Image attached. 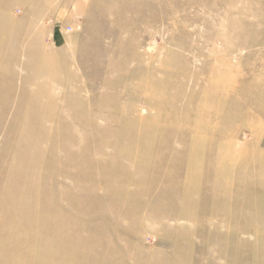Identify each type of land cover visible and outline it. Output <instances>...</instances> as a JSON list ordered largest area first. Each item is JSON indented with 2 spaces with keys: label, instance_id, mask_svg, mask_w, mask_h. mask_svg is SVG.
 Masks as SVG:
<instances>
[{
  "label": "rangeland",
  "instance_id": "rangeland-1",
  "mask_svg": "<svg viewBox=\"0 0 264 264\" xmlns=\"http://www.w3.org/2000/svg\"><path fill=\"white\" fill-rule=\"evenodd\" d=\"M45 85L52 97L37 94ZM55 101L96 113L77 124L78 139L102 151L87 177L63 150L70 137L57 111L45 134L21 128ZM137 119L155 137L123 143L117 130ZM29 139L42 148L26 150ZM220 141L243 175L232 192L208 163ZM21 156L28 165L11 174ZM110 173L134 181L110 193ZM9 188L33 213L16 223L33 248L23 255L8 234L0 264H41L45 222L73 223L46 236L52 264H264V0H0V218Z\"/></svg>",
  "mask_w": 264,
  "mask_h": 264
},
{
  "label": "bare ground",
  "instance_id": "bare-ground-1",
  "mask_svg": "<svg viewBox=\"0 0 264 264\" xmlns=\"http://www.w3.org/2000/svg\"><path fill=\"white\" fill-rule=\"evenodd\" d=\"M181 46H183V45L181 44ZM48 56H50V55H48ZM48 56L44 57V58L47 59V61L52 60ZM56 66L57 65L54 64V62L52 64L41 63V64L37 65V67L35 69H32L33 71L31 73V77H36V75H37L36 72H45V73L54 72V70L56 69ZM247 80H249V79H247ZM37 94L38 95H40V94L41 95H47V96L52 97L55 94V92L53 90H49V85H45V87L40 89V91H38ZM70 94L73 96L74 99H76L77 105H78L79 101L83 102V100H81L79 97V92L74 93L73 91H70ZM52 110L57 111V113L55 112V116L59 115V118H61L62 121H65V122H63L64 123V125H63L64 129L63 130L65 132L69 133L70 138L68 140H66L64 147H63V150L66 153V156L69 157V159L71 160L72 163H73V161H77V163L82 167V173L81 174H83L87 177V169H88V167H86L87 163L91 164L93 162L92 157H94V158L99 157V156H97V152L100 154V152H102V151L99 149H90L88 146H86L85 144L82 143L80 137L78 139L77 135H78L79 129H78L77 124L82 125V123H84L82 121L85 118H86V121H90L91 119H93V117L95 120V116H96L95 114L96 113L93 114V112H94L93 109L89 108L85 112V114H83V116L80 117V116H77L75 114V110L72 108H71V110H68L67 108L66 109H60L59 105L55 101L54 103L50 102L47 107H40L39 111L36 112L35 118L32 119V120H35L34 122H32V121L29 122L27 120L28 119V117H27L25 123L21 125V128L26 131V129L30 126H33V127L37 126V127H39V131L42 132V134H45V132L47 131V126L45 123H43V120L51 119V111ZM89 115H91L92 117L88 119L87 116H89ZM153 116H154V121H153L154 124L159 125L158 120H157V118L159 117V114H154ZM184 119L186 121H188L187 118H184ZM69 121H70V123H69ZM140 121L141 120L137 119V121H136L137 125L134 123V121H132L130 123H126V122L122 123L125 126L122 125L121 126L122 129H120V131L117 130V134L119 136H123L122 137V139L124 138L122 140L123 143L131 142V140L136 138V136L138 138L143 137V135H145L144 136L145 138L146 137L147 138H154L155 137L154 128L152 126H150L148 122H145V126H144V124L141 123L142 121L141 122ZM187 129H189L187 131L188 133H190L194 130L193 127H190ZM121 131H123V133ZM124 132H131V133L130 134H124ZM30 141H31V139H29L27 141L25 140L24 141V142H26L25 145L24 144L22 145L24 148H26V150L27 149L28 150H30V149L31 150H40L42 148V146H40L41 144H39L40 142L36 143L34 140L32 142H30ZM187 146L190 149V154L193 153L195 151V149H197L196 146L192 142L191 143L189 142ZM209 148H210L209 153L211 156L209 157L208 163L212 169L214 168L213 169V171H215L214 180L216 182L221 183V186H220L221 189L223 188L226 192H228V191L232 192V186L234 185L233 182L237 181L238 179L241 180L240 176L242 175L241 171H240V174H238V171L236 170V167H235L236 164L238 163L237 162V159H238L237 156H235V154L233 153L234 151L230 152L231 149H229L230 151H228V148H230L229 144L221 142V141L217 142L215 144V146L209 145ZM25 154H27V153H25ZM128 158H130V156H128ZM25 159L27 162L25 161ZM126 159H127V157H126ZM128 160H130V159H128ZM24 163H26L28 165V158L26 156H24L23 158H22V156L19 157L17 164L14 165L13 168H11V170H10L11 174L13 172L16 173L17 171H19ZM78 164L76 165L77 170H78ZM114 167L115 166H113V168ZM106 168L107 167H105V166L102 167L101 171H105ZM242 171H243L245 176H248L250 174V170H248L247 168H243ZM21 174H23V173H21ZM110 174L112 176L111 181L108 182V181L102 180L104 182L103 186L110 193L114 192V190H112V188H113V186H117L116 185L117 182H120L121 180H125V179H126V181L124 183H126V182L132 183L134 181L133 178L132 179H130V178L123 179V177H121L120 175H118L116 173H110ZM232 175H233V179H232ZM7 178L8 179L5 181V183L11 187L12 181L9 177H7ZM9 179H10L11 183L9 182ZM230 180L232 182H230ZM79 186H84V185H79ZM85 186H89V185L85 184ZM74 187H76V185ZM119 190L124 192L123 189H119ZM244 191H247V190H240L239 188H237V190H234L232 194H235V196L240 197L242 194H244ZM116 192H118V191H116ZM1 203H3L4 205L7 206V208L9 209L8 214L10 216L6 215V216H3L0 218L1 224L5 225V226L9 225L8 229L5 232L2 231L3 233L0 234V245L1 246L4 245V243L6 242L5 237H7L9 234L10 237H12L13 242H15V240L22 239V241H23L22 244L20 243L21 242L20 240L18 241V247L23 249V252H24L23 255L29 256L28 253L30 252V250L33 247H31V246L28 247V250H25L23 248L27 244L26 243V236L25 235L21 236V234L23 232L19 231L18 228H16V226H17L16 223L18 221L22 225L24 223H28L30 225L31 220H33V213H31L32 211L31 210L27 211L26 209H24L23 199L17 198V196L14 194V189L13 190L10 188L8 189V191L3 196ZM171 220H173V219H171ZM72 226H73V223H67V222H64L61 224H58V222L55 224L52 222H50V223L45 222V224H44L45 230L43 229L44 230V236L42 235L43 238L42 237L38 238L39 243L43 242V246H41L40 249L44 250L45 248H47L45 251H41L44 254H46L45 259H43L41 261V264H52L51 256L54 253V249H52L50 247V243L48 242V239L46 238V236L49 235V231L50 230L55 231V232L60 231L62 234H64V229L66 227L73 228ZM0 228H2V227H0ZM35 233L38 234V232H35ZM30 239L32 242H34V238H30ZM45 240H46V242H48L47 246H46ZM71 242L73 244L72 247L74 248V256H78L80 249L82 248L80 244L83 241L81 238H76L75 240H71ZM20 244H21V247H20ZM48 246H49V248H48ZM24 258H25L24 264H26L28 259L26 257H24ZM17 261H20L18 256L15 257V259L10 260L9 264H16ZM32 264H33V261H32Z\"/></svg>",
  "mask_w": 264,
  "mask_h": 264
}]
</instances>
